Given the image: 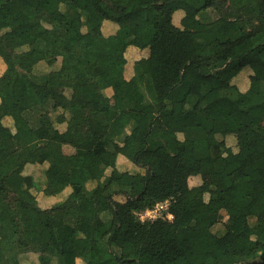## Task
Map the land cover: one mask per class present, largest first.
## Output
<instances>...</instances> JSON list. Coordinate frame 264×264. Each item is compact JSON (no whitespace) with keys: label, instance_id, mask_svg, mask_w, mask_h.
Listing matches in <instances>:
<instances>
[{"label":"trees","instance_id":"obj_1","mask_svg":"<svg viewBox=\"0 0 264 264\" xmlns=\"http://www.w3.org/2000/svg\"><path fill=\"white\" fill-rule=\"evenodd\" d=\"M54 14L74 50L60 71L36 73L57 60L43 38ZM86 16L117 34L86 46ZM0 43L11 78L0 79V264H264V0H0ZM131 47L149 57L132 70L111 62ZM246 69L243 90L235 81ZM16 106L28 127L21 140L3 124ZM120 156L145 173L121 171ZM30 166H47L42 181ZM41 193L61 200L42 208ZM81 197L91 207L78 210ZM166 203L161 217L140 221Z\"/></svg>","mask_w":264,"mask_h":264},{"label":"crops","instance_id":"obj_2","mask_svg":"<svg viewBox=\"0 0 264 264\" xmlns=\"http://www.w3.org/2000/svg\"><path fill=\"white\" fill-rule=\"evenodd\" d=\"M33 13H35V11L31 10V11H29L28 14H33ZM151 13L154 14L153 11H151ZM148 15H150V11H149ZM154 16H155V14H154ZM183 17H184V14L182 12H177L174 15V24H175V26H177V27L181 26V21H182ZM52 18H54V19L58 18L57 20H59L61 17H60L59 14H54V15L49 17L50 20H52ZM87 19L88 18L86 16L85 17L86 27H85V30H84L83 43L86 46H90V45H87L85 43V35L87 34L88 31L90 33L91 29H95V27L93 26V28H92L91 27L92 26L91 23L89 21H87ZM89 19H91V18L89 17ZM91 22L93 23L94 21L91 19ZM23 23H24V21H23ZM47 28H49V27H47ZM139 28H141V32L140 33H139ZM139 28H137L138 32L134 31L138 39H140V36H141V33H142V29H143L142 27H139ZM44 29H45V26H44ZM96 30L99 32L97 34L96 38L99 35H102L103 37L109 38V37H113V36H115L117 34L118 27H117V25L115 23L107 21V22L103 23L101 28L97 27ZM47 31H48V29H45V33L43 35V38L47 42H49L50 44L53 45V47H54L53 56L57 60L55 61L54 64H52V66H49L45 62L40 63L37 66V68L35 69L36 73H39L40 71H42L43 74H48V73H50L52 71L53 72L60 71L61 68H62V65H63V57L68 52H72L74 50L73 47L68 43V40H67L65 32L62 31L65 34V38H66L65 42L61 43V41H59L55 37V33L49 32V31L47 32ZM93 43H94V41H93ZM3 51H4V48H3L2 44L0 43V79H2L4 86H8L10 84L11 78L5 76V73H6V70H7V66H6V64H5V62H4V60H3L2 56H1V53ZM148 57H149V52L147 50H140V49H138L136 47H131V48L128 49V51L125 54L123 60L126 61V65L130 69V65L134 64L135 62H137V61H139L141 59H146ZM111 62H116V60L111 59ZM130 70H132V69H130ZM73 71L76 74H79V72H80L79 69H77L75 67L73 68ZM245 74L247 75V77H249L251 75V72L247 71ZM132 75H133V72L132 71H130V72L128 71L127 77H132ZM243 75H244V72L239 77H242ZM237 79H236V81H237ZM236 81H235V83H236ZM98 83L101 84V85H106L107 86V85L111 84V79L109 77L103 76V77H100L98 79ZM82 86H83L82 82H79L78 85H76V88L81 90ZM248 86H249V81H248V83L243 84V88L242 89L246 90L248 88ZM7 94H8L7 90L5 89L4 92H3V97L6 98ZM106 94L110 98V103H111L113 114L120 113L122 111L121 102L114 97L111 89H107L106 90ZM227 120H228V117H227ZM3 124H4L5 127L9 128L12 131L13 135L15 136V138L17 140H21L28 133V127H27L25 119L23 117V112H22L21 108H19L18 106L13 107V108H11L9 110V116L3 120ZM57 129L60 130V132L64 133L66 131V129H67V124H60V125L57 126ZM125 134L128 135V139L127 140H129L130 138L134 139V142H131L129 140L132 144H135V143L138 142V140L135 139L132 136V134L130 133L129 130H127ZM124 138H125V136H124ZM179 139L182 140V137L179 136ZM233 143L234 142L230 138V140L228 141L229 146L232 147ZM63 151H64L65 154H68V155H70V154H72L74 152L71 149V147H69V146H64L63 147ZM235 151H237V150H235ZM118 164H119V169L121 171H123V172H129L131 174H139V173L140 174H144L145 173L144 170L136 167L134 164L129 162L123 156L119 157ZM46 167L47 166H41V167L30 166V167L27 168V171L29 173H31V171L36 170L35 171L36 172V180L35 181L38 182L39 180L42 181L44 173L41 176H39V175H40L41 172H43L46 169ZM40 170H41V172H40ZM5 173H6V171H5L4 166L0 165V176L4 175ZM25 174L27 175L28 173H25ZM191 180L194 182V186H192L191 188L198 187V186H200L202 184V179H201L200 176L191 177L190 181ZM190 181H189V183H190ZM34 191L35 190H33V192ZM70 194H71V189H66L64 195L68 196ZM37 195H39V193H37ZM43 197L42 196L38 197V200L40 201L42 208H47V207L53 206L54 204H56L57 201L61 200V199H59L60 196L47 198V197H45L43 195ZM115 200L118 201V202H123V199L119 201L118 197H116ZM29 257L34 263L37 262L36 255L30 254ZM77 264H80V261H78Z\"/></svg>","mask_w":264,"mask_h":264},{"label":"rangeland","instance_id":"obj_3","mask_svg":"<svg viewBox=\"0 0 264 264\" xmlns=\"http://www.w3.org/2000/svg\"><path fill=\"white\" fill-rule=\"evenodd\" d=\"M247 11H248L249 13H252V9L250 8V6L247 7ZM35 13H36V12H35ZM35 13H33V14H28L27 16H24V17H23V21H24V23L26 24L27 21H28V18H29L31 15H34ZM227 14H228L229 18H231V19H234V18H237V17H238V11H236L235 9H232V8H229V9H228ZM87 18H88L87 21H89V22L91 23V25H92L91 27H92V28H93V26L95 27V29H91L90 33H89V31L87 30L88 32H87V34L85 35V43H86L87 45H91V44L93 43L94 39L96 38V36H97V34H98L99 32L96 30V28H97L98 26H97L94 22L92 23V22H91V19H89V17H87ZM154 18H155L154 14L151 13V11H150V15H149V20H150V22H152V21L154 20ZM57 19H58V18H55V19L52 18V20L49 19L48 24L45 25V29H48L49 32H53V33H55V37H56L59 41H61V43H64V42H65V39H66V38H65V34L62 32V29H60V27L57 25V23L55 24V22L58 21ZM47 27H49V28H47ZM52 28H53V29H52ZM48 31H47V32H48ZM134 31H137V29H135ZM137 32H138V31H137ZM137 32H136V33H137ZM140 32H141V28H139V33H140ZM214 48L217 49L216 46H214ZM123 61H124L123 59L116 60V62H123ZM247 71H248V69H246V70L244 71V75H243L242 77H239V78L237 79V81H236V84H238V86H239L241 89L243 88V84L248 83V77H247V75L245 74ZM77 75H79V74H77ZM215 120H216V122H218V123H224V122L227 121V115H226V114H217V115L215 116ZM125 138L128 139V135L125 134ZM129 140H130L131 142H134V139H133V138H130ZM188 163H189V162H187L186 164L188 165ZM40 172H41V170H40ZM38 173H39V172H38ZM41 175H43V172H41L39 176H41ZM40 178H41V177H40ZM39 181H40V180H39ZM39 181H38V182H39ZM189 184H190V187L194 186V182H193L192 180L190 181ZM33 193H34L35 195H37V193H39V191L35 189V191H34ZM122 199H123L122 197H118V200H119V201L122 200ZM208 199H209V196H206V197H205V200L208 201ZM123 201H124V199H123ZM91 205H92V202H87V199L81 197V198H79V200H78V202H77V209L80 210V211H82V210H85V209L91 207ZM162 207H164V206H162ZM162 207H160V209H161V210H160V213H161V214H163L164 211H165V208L162 209ZM225 221H226V218H224L223 221L213 229L214 233H216L217 235H220V236L222 235L223 230H224V223H225ZM28 261H29V262H30V261L32 262L31 259H29ZM80 264H82V263H80Z\"/></svg>","mask_w":264,"mask_h":264},{"label":"built area","instance_id":"obj_4","mask_svg":"<svg viewBox=\"0 0 264 264\" xmlns=\"http://www.w3.org/2000/svg\"><path fill=\"white\" fill-rule=\"evenodd\" d=\"M164 206V207H162ZM160 207L165 208V210L168 208V203L166 204H161V205H158L156 206L153 210H148L144 213H140L138 215L139 219L141 222H145V221H148V220H155L159 217H161V213H160ZM171 218V217H169Z\"/></svg>","mask_w":264,"mask_h":264}]
</instances>
